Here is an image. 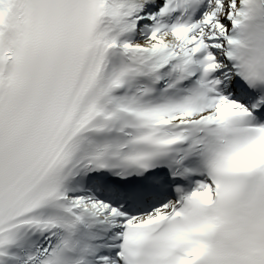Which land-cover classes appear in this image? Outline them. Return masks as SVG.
Returning <instances> with one entry per match:
<instances>
[{
    "label": "snow or ice",
    "instance_id": "6c2138e0",
    "mask_svg": "<svg viewBox=\"0 0 264 264\" xmlns=\"http://www.w3.org/2000/svg\"><path fill=\"white\" fill-rule=\"evenodd\" d=\"M264 0H0V264H264Z\"/></svg>",
    "mask_w": 264,
    "mask_h": 264
},
{
    "label": "clouds",
    "instance_id": "9594fccd",
    "mask_svg": "<svg viewBox=\"0 0 264 264\" xmlns=\"http://www.w3.org/2000/svg\"><path fill=\"white\" fill-rule=\"evenodd\" d=\"M246 15L236 29V52L241 62L256 59L264 52V11L245 8Z\"/></svg>",
    "mask_w": 264,
    "mask_h": 264
}]
</instances>
